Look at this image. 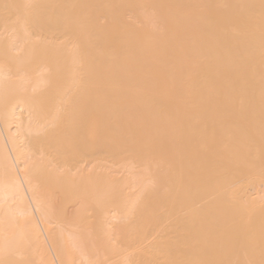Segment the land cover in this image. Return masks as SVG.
Returning <instances> with one entry per match:
<instances>
[{
  "label": "bare ground",
  "instance_id": "bare-ground-1",
  "mask_svg": "<svg viewBox=\"0 0 264 264\" xmlns=\"http://www.w3.org/2000/svg\"><path fill=\"white\" fill-rule=\"evenodd\" d=\"M0 264H264V0H0Z\"/></svg>",
  "mask_w": 264,
  "mask_h": 264
},
{
  "label": "rangeland",
  "instance_id": "rangeland-1",
  "mask_svg": "<svg viewBox=\"0 0 264 264\" xmlns=\"http://www.w3.org/2000/svg\"><path fill=\"white\" fill-rule=\"evenodd\" d=\"M235 251L240 252V249L239 250H235Z\"/></svg>",
  "mask_w": 264,
  "mask_h": 264
}]
</instances>
